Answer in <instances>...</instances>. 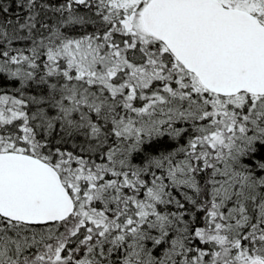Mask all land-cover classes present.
Instances as JSON below:
<instances>
[{"label":"snow or ice","instance_id":"1","mask_svg":"<svg viewBox=\"0 0 264 264\" xmlns=\"http://www.w3.org/2000/svg\"><path fill=\"white\" fill-rule=\"evenodd\" d=\"M0 264H264V0H0Z\"/></svg>","mask_w":264,"mask_h":264}]
</instances>
